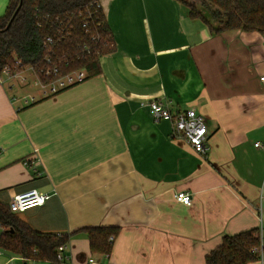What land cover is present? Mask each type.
Here are the masks:
<instances>
[{
    "label": "crops",
    "instance_id": "0c3cea01",
    "mask_svg": "<svg viewBox=\"0 0 264 264\" xmlns=\"http://www.w3.org/2000/svg\"><path fill=\"white\" fill-rule=\"evenodd\" d=\"M189 1L210 18L212 6ZM100 2L115 50L99 75L51 96L28 69L0 80V202L50 196L18 214L41 232L120 228L110 256L74 235L70 264H206L225 236L264 238V36L213 35L176 0ZM8 4L0 0V16ZM151 100L204 117L206 158L154 120ZM30 157L36 170L24 165ZM12 258L51 264L4 251L0 264Z\"/></svg>",
    "mask_w": 264,
    "mask_h": 264
},
{
    "label": "trees",
    "instance_id": "16d2710c",
    "mask_svg": "<svg viewBox=\"0 0 264 264\" xmlns=\"http://www.w3.org/2000/svg\"><path fill=\"white\" fill-rule=\"evenodd\" d=\"M176 1L186 5L190 17L202 19L213 35L240 30L246 33L258 32L264 36V0H204L212 6L210 18L189 0ZM94 2L95 0H9L5 14L0 16V76L7 67L14 75L30 67L38 71L45 65L48 56L51 57V65L60 67L61 75L82 68L87 69L89 78L99 75L102 71V58L114 52L115 44L101 7L97 17L102 21V27L91 29V34L99 36L98 43L90 42L91 34L82 29L83 15ZM47 16L50 17L49 22L59 17L65 22V26L70 21V26L74 28L65 41L49 47L45 45V40L56 31L46 22H43V27L38 26L39 21H45L44 17ZM84 46L90 48V54L83 51ZM40 77L44 83L54 80ZM0 228L1 251L25 262L51 264H64L58 259V249L68 246L77 233H85L91 252L102 256L111 255L114 240L120 233L119 227H91L63 234L41 232L33 229L18 214L12 213L9 205L2 202ZM260 244L259 230L225 236L222 244L208 255L206 264H250L259 261L254 250Z\"/></svg>",
    "mask_w": 264,
    "mask_h": 264
},
{
    "label": "built area",
    "instance_id": "2783aa9c",
    "mask_svg": "<svg viewBox=\"0 0 264 264\" xmlns=\"http://www.w3.org/2000/svg\"><path fill=\"white\" fill-rule=\"evenodd\" d=\"M100 1L101 0H95L92 7L86 9L83 15L81 27L88 34L92 33V28L100 29V27H102V21L99 17H97L98 9H100L101 7ZM44 18L45 21H39L38 26L43 27V22H46L50 28L56 31L53 36H48L46 38L45 45L48 47L54 46L58 42L62 43L63 41H65L74 29L73 26H70V21H67V24L65 26V22L60 20L59 17L53 22H49L50 17L48 16ZM99 39L100 38L97 34H91L90 42L98 43ZM81 47L82 46H80V48ZM83 51L85 53L90 54V48L87 46L83 47ZM50 63L51 57L48 56L45 59V65L38 71L34 67L28 68V70H31L36 74L38 79L36 85L40 87L45 96L58 94L61 91L82 84L89 79V75L86 68H82L79 70H75L71 73L61 75L60 67L53 66ZM3 76H14V74H12L10 68L7 67L4 70L3 74L0 76V80ZM40 76L45 79L53 78L54 80L49 83H44ZM260 80L264 84V77H261ZM32 101L34 102V99H32ZM26 103L29 102L26 101ZM147 106L154 120L158 122L167 121L171 123L173 129L172 137L174 139H184L189 144L194 153L201 156L202 158L207 157V153L209 150V132L204 117L199 115L196 110L189 109L187 111L172 112L166 104L157 100L149 101ZM260 146V144L256 145V147ZM38 162L39 159H37L36 157H30L24 161V165L26 167L35 169V166L38 164ZM49 199L50 196L46 194H39L37 191L32 190L15 197L9 203V208L12 213L20 214L31 208L43 207ZM175 199L178 203H181L185 206H191L193 202L192 196L188 193H178L175 195ZM260 238L261 244L259 248H255L254 252L259 256V261L264 264V238L262 232H260ZM111 240L113 241L114 238H112ZM67 247L68 246L65 245L61 246L58 249V259L64 264H70V260L65 255ZM1 254L2 251L0 250V255ZM13 260V258L10 260L11 264ZM94 263V259L92 258L88 261L87 264Z\"/></svg>",
    "mask_w": 264,
    "mask_h": 264
},
{
    "label": "water",
    "instance_id": "95a60500",
    "mask_svg": "<svg viewBox=\"0 0 264 264\" xmlns=\"http://www.w3.org/2000/svg\"><path fill=\"white\" fill-rule=\"evenodd\" d=\"M20 8H21V6L19 7V9L17 10V12L15 13V15H14V17L12 18V20H11L10 24L8 25V27L11 25L12 21H13L14 18L16 17V15H17V13L19 12Z\"/></svg>",
    "mask_w": 264,
    "mask_h": 264
},
{
    "label": "rangeland",
    "instance_id": "374dc122",
    "mask_svg": "<svg viewBox=\"0 0 264 264\" xmlns=\"http://www.w3.org/2000/svg\"><path fill=\"white\" fill-rule=\"evenodd\" d=\"M0 231H1V228H0ZM1 233V232H0Z\"/></svg>",
    "mask_w": 264,
    "mask_h": 264
}]
</instances>
